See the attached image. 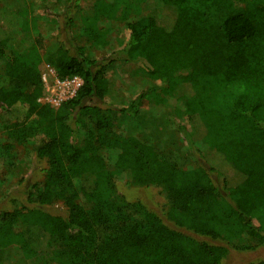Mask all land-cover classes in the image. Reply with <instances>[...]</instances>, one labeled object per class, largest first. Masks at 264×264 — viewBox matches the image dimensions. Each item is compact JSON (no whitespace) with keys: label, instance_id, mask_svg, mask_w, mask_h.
Wrapping results in <instances>:
<instances>
[{"label":"trees","instance_id":"1","mask_svg":"<svg viewBox=\"0 0 264 264\" xmlns=\"http://www.w3.org/2000/svg\"><path fill=\"white\" fill-rule=\"evenodd\" d=\"M118 4L95 0L67 18L89 47H44L59 79L83 81L55 105L41 100L45 82L32 61L40 34L28 55L13 49L33 18L19 0H0V108H22L2 123L0 162L13 166L17 146L33 138L47 163L25 201L0 211V264H221L232 249L264 245V0H162L159 16L128 22V39L97 58L91 51L110 44L106 20ZM119 60L143 62L144 84L126 106L107 71ZM148 98L190 115L191 132L177 127L213 153L200 152L187 169L156 144L117 132L119 113L137 116ZM118 178L161 186L166 218L129 202L115 190ZM57 203L64 213L47 209ZM10 245L21 250L16 261L5 255Z\"/></svg>","mask_w":264,"mask_h":264},{"label":"rangeland","instance_id":"2","mask_svg":"<svg viewBox=\"0 0 264 264\" xmlns=\"http://www.w3.org/2000/svg\"><path fill=\"white\" fill-rule=\"evenodd\" d=\"M28 10L33 18L32 27L28 32L18 31V42L13 49L19 53L28 55L32 45L38 41L40 48L33 52L32 61L40 67L42 75L46 77L50 84L55 79L56 70L47 64L43 59L44 47L51 41L60 40L68 42L70 45L90 46V42L81 38L76 33V28L68 27L67 18L81 14V9L91 8L95 0H79V4L74 0H19ZM118 10L114 21L106 20L110 28V44L103 47L97 46L91 51L97 58H110L112 53L124 43L129 37L127 23L159 16L162 12V0H117ZM78 5V6H77ZM79 11V12H78ZM3 27L0 16V28ZM38 34H40L38 36ZM143 62L135 60L125 62L116 61L108 68V73L115 80L119 88L120 95L117 104L119 106L128 105L137 95L141 80L144 77ZM0 72H2L0 70ZM142 82V83H141ZM46 90V87H45ZM22 108L15 107L10 110L0 108V135L6 139L3 132L2 123L8 119H14L20 115ZM176 120L175 122L173 120ZM180 124L191 126V116L184 112L180 116H174L168 111L159 107L152 98L145 100L140 113L135 117H129L122 113L117 116L115 129L117 132L131 134L139 137L142 141L154 143L157 147L168 154L173 160L178 161L182 167L193 169L198 164L200 152L203 155L213 153V148L206 139H196L194 144L189 145L185 134L177 127ZM36 141L32 138L28 142L19 144L15 149L16 158L13 166L0 162V211L11 210L14 198L25 201V193L33 187L35 183L44 179L47 163L36 155ZM112 166L114 161L110 160ZM115 190H118L129 202H140L158 214L165 216L169 206V198L165 190L156 184L136 185L127 183L126 179L118 178L115 181ZM83 200V199H82ZM62 203L55 206H48L47 209L56 211L62 209ZM62 213L63 209H62ZM5 255L16 261L21 255V250L17 245H10L5 250ZM264 258V245L253 249L237 250L232 249L228 257L221 264H249ZM57 262H53L56 264ZM39 264V263H37Z\"/></svg>","mask_w":264,"mask_h":264},{"label":"built area","instance_id":"3","mask_svg":"<svg viewBox=\"0 0 264 264\" xmlns=\"http://www.w3.org/2000/svg\"><path fill=\"white\" fill-rule=\"evenodd\" d=\"M43 80L46 90L45 96L41 100L55 105L73 97L83 83L82 79L78 76L59 79L56 73L52 83L49 84L45 76H43Z\"/></svg>","mask_w":264,"mask_h":264}]
</instances>
